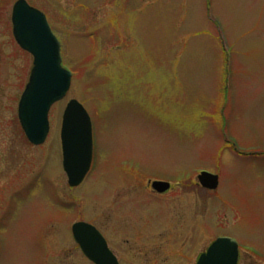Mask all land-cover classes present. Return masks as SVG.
I'll list each match as a JSON object with an SVG mask.
<instances>
[{
  "label": "rangeland",
  "instance_id": "1",
  "mask_svg": "<svg viewBox=\"0 0 264 264\" xmlns=\"http://www.w3.org/2000/svg\"><path fill=\"white\" fill-rule=\"evenodd\" d=\"M16 1L0 0V264H91L77 222L100 228L121 264H195L221 237L239 264H264V0H24L72 73L37 147L17 119L32 57L11 35ZM70 100L93 133L76 189L61 164ZM148 180L174 184L156 197Z\"/></svg>",
  "mask_w": 264,
  "mask_h": 264
},
{
  "label": "water",
  "instance_id": "2",
  "mask_svg": "<svg viewBox=\"0 0 264 264\" xmlns=\"http://www.w3.org/2000/svg\"><path fill=\"white\" fill-rule=\"evenodd\" d=\"M11 22L16 43L33 57L29 80L18 103V120L29 143L39 146L49 132L48 113L66 96L71 75L61 66L59 43L42 13L18 0L12 9ZM60 140L67 183L71 188L78 187L91 167L93 141L90 118L75 100L69 101L63 112ZM198 182L204 189L215 190L218 177L202 173ZM152 189L163 193L169 184L153 182ZM72 232L83 254L94 264H117L93 227L78 223ZM237 258L236 243L221 238L200 256L197 264H237Z\"/></svg>",
  "mask_w": 264,
  "mask_h": 264
},
{
  "label": "flooded vegetation",
  "instance_id": "3",
  "mask_svg": "<svg viewBox=\"0 0 264 264\" xmlns=\"http://www.w3.org/2000/svg\"><path fill=\"white\" fill-rule=\"evenodd\" d=\"M170 190H171V188H170ZM170 190H168L167 192H164V193H162V194H158V193H156V192H153V191H151L154 195H156V197H160V196H162V195H165V194H167ZM142 229V228H141ZM172 229V231H173V233H174V238L175 239H178V234H180V233H176L175 232V230L173 229V228H171ZM99 230L101 231V229L99 228ZM140 231H143V232H141L142 234L141 235H143V234H145V232H144V229H142V230H140ZM147 231V230H146ZM181 231V230H180ZM181 235H183L182 233H181ZM184 237H185V239L187 240V236L184 234ZM105 240H106V243H107V246H108V248H109V250L112 252V254L115 256V258L117 259V262H118V264H121V260L119 259V256H118V254L115 252V250L112 248V244H111V242H109V240L108 239H106L105 238ZM248 262V264H258V263H255V262H251V261H247ZM238 264H239V260H238Z\"/></svg>",
  "mask_w": 264,
  "mask_h": 264
}]
</instances>
